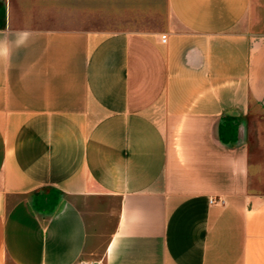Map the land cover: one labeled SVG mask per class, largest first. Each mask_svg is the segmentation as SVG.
Segmentation results:
<instances>
[{"label": "crops", "instance_id": "0c3cea01", "mask_svg": "<svg viewBox=\"0 0 264 264\" xmlns=\"http://www.w3.org/2000/svg\"><path fill=\"white\" fill-rule=\"evenodd\" d=\"M0 264H264V0H0Z\"/></svg>", "mask_w": 264, "mask_h": 264}, {"label": "rangeland", "instance_id": "374dc122", "mask_svg": "<svg viewBox=\"0 0 264 264\" xmlns=\"http://www.w3.org/2000/svg\"><path fill=\"white\" fill-rule=\"evenodd\" d=\"M87 20H88V23H90V24H88L90 26H92V25L93 26H99L100 25L99 21H96L93 17H87ZM257 127H260V125L257 124Z\"/></svg>", "mask_w": 264, "mask_h": 264}, {"label": "built area", "instance_id": "2783aa9c", "mask_svg": "<svg viewBox=\"0 0 264 264\" xmlns=\"http://www.w3.org/2000/svg\"><path fill=\"white\" fill-rule=\"evenodd\" d=\"M161 41L162 42H165V36L164 35H162L161 36ZM210 203L212 204V203H219V204H223V201L221 200V199H210Z\"/></svg>", "mask_w": 264, "mask_h": 264}]
</instances>
